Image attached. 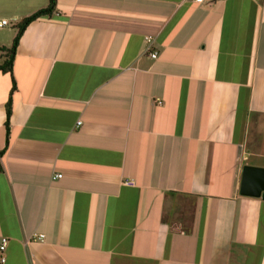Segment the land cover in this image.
Masks as SVG:
<instances>
[{"label":"crops","instance_id":"obj_1","mask_svg":"<svg viewBox=\"0 0 264 264\" xmlns=\"http://www.w3.org/2000/svg\"><path fill=\"white\" fill-rule=\"evenodd\" d=\"M47 6L0 0V65ZM245 166L264 168V0H56L0 70L3 264H264Z\"/></svg>","mask_w":264,"mask_h":264},{"label":"trees","instance_id":"obj_2","mask_svg":"<svg viewBox=\"0 0 264 264\" xmlns=\"http://www.w3.org/2000/svg\"><path fill=\"white\" fill-rule=\"evenodd\" d=\"M55 9H56V0H48V6L46 8L38 10L37 12L33 13L32 15L24 18L17 25V28H16L17 32H16V35L12 41L11 46L9 48L1 49V51L3 52L4 61L0 65V70H3L5 72H11L12 71L15 52H16L17 46L19 44L20 38L22 36V33L24 32L26 27L31 22H33L35 20L51 16L55 12ZM11 113H12L11 106L8 105L7 110H6V122H5L6 128H8V126H9V120H10Z\"/></svg>","mask_w":264,"mask_h":264},{"label":"water","instance_id":"obj_3","mask_svg":"<svg viewBox=\"0 0 264 264\" xmlns=\"http://www.w3.org/2000/svg\"><path fill=\"white\" fill-rule=\"evenodd\" d=\"M240 194L264 200V168L252 166L243 168Z\"/></svg>","mask_w":264,"mask_h":264},{"label":"built area","instance_id":"obj_4","mask_svg":"<svg viewBox=\"0 0 264 264\" xmlns=\"http://www.w3.org/2000/svg\"><path fill=\"white\" fill-rule=\"evenodd\" d=\"M197 2H200L202 0H196ZM9 24V22L7 20H2L0 21V27H5ZM146 42L150 45L152 43V38L151 37H147L146 38ZM151 58H156L157 56V53L156 52H151L150 54ZM157 104H161V101L157 100L156 101ZM58 178H61V175H55V177H53V179H58ZM124 184L126 186H134V182L132 180H126L124 182ZM44 235H40V234H34L32 235V237L30 238V240L32 241H43L44 240ZM7 244H8V239L7 238H2L0 240V264H3L5 262V257L3 255L6 247H7Z\"/></svg>","mask_w":264,"mask_h":264},{"label":"rangeland","instance_id":"obj_5","mask_svg":"<svg viewBox=\"0 0 264 264\" xmlns=\"http://www.w3.org/2000/svg\"><path fill=\"white\" fill-rule=\"evenodd\" d=\"M7 21H9V19H6ZM10 22V21H9ZM15 22H10L9 26L5 27L6 30H12L13 26H14Z\"/></svg>","mask_w":264,"mask_h":264}]
</instances>
